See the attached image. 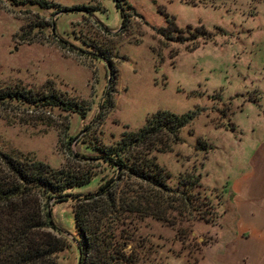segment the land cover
I'll use <instances>...</instances> for the list:
<instances>
[{
  "label": "rangeland",
  "instance_id": "obj_1",
  "mask_svg": "<svg viewBox=\"0 0 264 264\" xmlns=\"http://www.w3.org/2000/svg\"><path fill=\"white\" fill-rule=\"evenodd\" d=\"M39 1L51 7L0 0V92L32 98L54 93L74 102L83 116L5 98L0 153L90 174L91 183L73 191L85 194L119 176V170L80 158L86 146L115 145L159 110L193 114L179 141L153 155L170 174V188L194 176L201 185L193 191L205 192L221 215L216 197L222 186L245 167L252 150L264 147V0H211L207 6L117 0L122 12L115 0ZM56 7L62 12L55 13ZM168 18L181 31L204 27L211 40L199 34L177 41V34L162 31ZM116 188L136 192L137 185L123 178ZM48 207L70 240L56 264H78L71 240L75 202L51 200ZM218 215L208 224L188 214L174 224L134 217L122 227L134 228L136 241L145 245L139 255H149L153 264H210L203 250L213 242L208 227L219 223ZM181 227L190 230L184 238Z\"/></svg>",
  "mask_w": 264,
  "mask_h": 264
},
{
  "label": "trees",
  "instance_id": "obj_2",
  "mask_svg": "<svg viewBox=\"0 0 264 264\" xmlns=\"http://www.w3.org/2000/svg\"><path fill=\"white\" fill-rule=\"evenodd\" d=\"M179 1L189 6H207L211 0ZM115 2L122 12L120 3ZM17 3L39 7L44 4L39 0H18ZM56 10L55 13L62 12L58 7ZM163 30L177 34L176 40L179 37L177 41L181 42L193 41L199 34L211 40V33L204 27H187L186 31H181L182 28L170 18ZM23 93L0 92V101L15 98L26 104L38 103L83 116L81 108L74 102H63L54 93L33 98ZM193 117V114L176 115L159 110L148 116L137 131H125L115 145L86 146L87 152L79 153L80 158L84 161L93 159L119 170V176L117 180L110 178L95 191L85 194L73 191L89 185L93 179L90 174L53 169L40 161L1 152L0 264H56L57 253L69 246L70 240L57 229L52 209L48 207L51 200L55 203L73 200L76 204L73 211L76 236H71V240L76 246L78 264H153L149 255H139L137 249H143L145 245L142 240L136 241L134 228L122 227L129 220L133 224L134 217L174 224L188 214L194 221L212 223L218 214L210 197L205 192L193 191L196 186L200 188V180L196 185L194 176L185 179L179 176L178 180L183 179L179 188L173 190L167 184L170 174L158 165L153 155V152L169 151L170 143L179 141L181 128ZM74 138L70 137L67 144ZM199 146L205 148V143L200 141ZM123 178L136 182V192L117 193L116 183ZM189 232L181 227L179 235L184 238ZM128 247H131L130 251H126ZM197 262L195 259L194 264Z\"/></svg>",
  "mask_w": 264,
  "mask_h": 264
},
{
  "label": "crops",
  "instance_id": "obj_3",
  "mask_svg": "<svg viewBox=\"0 0 264 264\" xmlns=\"http://www.w3.org/2000/svg\"><path fill=\"white\" fill-rule=\"evenodd\" d=\"M251 152L216 197L221 215L208 227L214 239L203 250L210 264H264V147Z\"/></svg>",
  "mask_w": 264,
  "mask_h": 264
}]
</instances>
